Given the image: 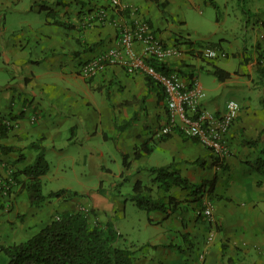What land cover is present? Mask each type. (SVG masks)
<instances>
[{"label": "crops", "instance_id": "0c3cea01", "mask_svg": "<svg viewBox=\"0 0 264 264\" xmlns=\"http://www.w3.org/2000/svg\"><path fill=\"white\" fill-rule=\"evenodd\" d=\"M119 1L128 15L121 22L134 17L149 20L158 36L175 49V55L166 62L172 73H178L188 86L193 77L198 78L207 92L203 108L224 113L227 102L236 98L234 95H243L237 98L242 106L240 117L227 138L229 155L223 163H217L207 148L180 132H174L166 141L160 140L158 131L169 120L164 92L142 73L132 74L114 65L91 79L81 75L84 63L117 45L114 26L89 21V15L99 8L113 16L116 11H112V0H28L27 39L18 37L13 49L3 52L9 61V54L28 48V57L22 56L15 62L23 72L19 71L7 85L9 91L0 89V119L18 117L11 121L13 129L9 135L0 138V187L8 184L10 188L7 195L0 189V264H8L4 247L27 241L50 223L53 206L31 205L29 193L23 188L27 177L22 171L38 155L31 148L33 143L41 144L47 151L46 141L52 140L51 149L62 150L55 142L62 139L59 130L68 121L71 136L66 143L74 145V160L83 169L98 160L123 162L127 155L132 166L126 171L123 168L118 177L127 181L132 170L137 176L147 174L148 183L138 177L134 184L141 180L153 187L156 200L149 167L174 164L190 185L213 175L218 177L213 214L219 228L204 219L203 208L191 203L185 208L178 206L174 212L169 210V214L142 210L146 214L136 213V219L127 214L128 200L120 196H105L104 200L95 196L93 202L86 203L94 208L100 221H115L123 238L134 246L133 264H264V135L260 137L264 130V79L258 72L259 62L264 69V0H238L254 18L244 23L232 22L230 26L234 31L244 25L253 34L249 49L245 47L234 54L240 59L235 71L218 62L230 58L223 46L224 42L231 45L228 39L193 40L185 34L188 21L183 19L182 10L196 8L198 3L209 5L207 0ZM215 1L219 5L220 1L230 0ZM12 2L0 0V35L7 29L2 12L9 10ZM163 2L165 15L158 6ZM226 21L220 11L217 24ZM218 34L216 31L213 35ZM92 44L97 45L90 50ZM207 49L223 51L226 57L209 59L204 55ZM136 50L142 54L143 44L136 45ZM215 68L228 72L229 78L220 81L213 75V79L201 80L202 73L212 75ZM34 138L37 141L32 142ZM253 140L255 144L247 143ZM143 145L151 153H142L135 160V148ZM87 146L90 148L86 149ZM106 156L111 158L104 159ZM258 159L263 163L258 164ZM102 171L111 169L103 165ZM171 191L173 197L182 195L179 187H172ZM95 192H106L103 183ZM203 192L200 190L199 194ZM193 208L196 210L191 212ZM121 244L124 245L123 241Z\"/></svg>", "mask_w": 264, "mask_h": 264}, {"label": "rangeland", "instance_id": "374dc122", "mask_svg": "<svg viewBox=\"0 0 264 264\" xmlns=\"http://www.w3.org/2000/svg\"><path fill=\"white\" fill-rule=\"evenodd\" d=\"M241 5H243V2L241 1L238 3V0H230L228 3L220 1V11L223 12L224 20H228L226 21V23L221 25L217 24L216 9L211 5H204L198 3L195 6L196 8L190 7L182 10L183 19H186V21H188V26L184 27L185 34L189 35V37L193 40L207 39L210 41H219L222 37L228 39L231 42V45L229 44V42L223 43V46L230 53V58L228 60H221L218 62L221 67H225L226 69H230L232 71H235L240 66V59L237 57L235 58L234 54L240 52L245 47H248L249 49V43L252 41L253 37V34L251 33L252 30H247L246 26L244 25L238 29H235L234 31L230 30L232 22L240 23L241 21H243L244 23L247 22L249 18H254V15H250L248 13L247 8H243ZM2 13H4L6 16L7 29L3 32L2 35H0V89L2 91H9L7 85L14 80L15 76L19 75V71L21 73L23 72L20 70V67L17 68L15 63L16 59L22 56L28 57V48L17 50L16 54H9V61L6 60V57H4L5 54L3 52L8 48L13 49L16 40H18L19 38L27 39L28 0H16L15 2H12L11 8L9 10L6 9ZM35 14L36 13H34V16H36ZM43 14L44 18L45 13ZM2 25H5L4 21L2 22ZM24 26L26 27L25 30H21ZM216 31L219 32L218 36L213 35ZM5 61L10 63L7 64L5 63ZM205 78L213 79L214 77L213 75L202 73L201 80ZM245 92H247V90H245ZM238 96L242 97L243 95L236 94L233 97H236L234 99L239 101ZM209 110L212 111L213 109L210 108ZM70 126L71 121H68L64 123L61 127V130H59L62 139H58L55 143H57V147L62 148V150H58V152L53 151L51 149V146L54 142L52 140L46 141V146L48 150L45 153V159L50 165V171L46 175L42 176L41 181L43 194L48 196V198L44 202L36 206H40L41 204H45V206L48 207H50L49 205L53 206V209L51 210L53 214L51 215L50 221L54 218H57L65 210V212H75L78 210H82L85 214L88 215L89 220L92 224H97L103 221H100L98 219V215L96 214L94 208L86 203L93 202V199L97 197L101 200H104L103 198L105 196H120L128 200L127 202L129 204V209L127 211V214H129V216L134 217L136 219V213L146 214L145 211L140 210L130 200V198L133 194V184L136 178L139 177L145 183H148V181L150 180L148 175L143 174L141 176H137L135 170H132V175H129L128 180L123 181L121 177H118V175L123 170V164L121 159L117 160V162L113 161V159L98 160L94 162L96 166L93 165L90 168L83 169L81 164H79L80 162H76V160H74L76 157V149L74 148V145H68L66 143L69 142L68 138L71 136V131L69 130ZM35 141H37V139L34 138L32 142ZM110 146L114 148L113 145ZM85 148L89 149L90 147L87 146ZM106 158H111V156L104 157V159ZM103 165L107 166L109 169H111V171L101 172V166ZM206 181L215 182L214 189H216L218 177L217 175H213L209 179L204 180L202 183L189 185L187 189L180 188L182 192L180 198L173 197V192L171 190L165 191V189L159 187L158 184H155V195L166 205H169V199L170 197H173V206L176 207V209H179V207L185 208L188 203L196 204L197 207H201L203 208V210L210 209L212 212V217L207 218L206 216H204V219L209 221L210 225L214 223L216 228H219L218 223L217 221H215L213 214V200L215 190H213V193L210 194L204 189L203 194H199V188L201 187V185L203 186ZM100 183H103V187L106 190L104 194H98L95 192V190H98ZM114 184H118V186H112ZM209 186L208 190L210 188ZM61 189H71L73 191H77L79 192L80 196L76 197L73 200L65 201L63 199H59L50 195L51 193L57 192ZM152 191H154V189H152ZM151 194L154 193L151 192ZM61 204H65V206H61ZM61 207L66 208L65 210H62ZM172 209L173 208L171 207L169 208L170 211H172ZM195 210L196 209L193 208L191 212H194ZM132 237H135V234L132 233Z\"/></svg>", "mask_w": 264, "mask_h": 264}, {"label": "trees", "instance_id": "16d2710c", "mask_svg": "<svg viewBox=\"0 0 264 264\" xmlns=\"http://www.w3.org/2000/svg\"><path fill=\"white\" fill-rule=\"evenodd\" d=\"M207 2L216 9V19L219 21V5L215 0H207ZM158 6L165 15L166 3H159ZM100 9L102 8L94 10L98 11ZM112 11L115 12L116 10L113 9ZM117 16L127 17L128 15L126 10L121 12L116 11L112 18L114 19ZM146 21L150 24L149 20ZM96 45L97 44L90 45L89 49L93 50ZM148 62L164 74L172 73L171 68L166 62H159L155 59H150ZM258 65V72L264 79V69L260 62ZM191 75V77H193L194 73ZM212 75L220 81H224L230 76L228 72L219 68H215ZM195 78L196 77H193L191 82ZM146 79L149 83H154L150 77L146 76ZM17 118V116L10 115L9 119H0V138H5L9 135L13 129L11 121ZM263 135L264 130L260 137ZM171 136L172 135H161L159 138L162 141H166L170 139ZM193 140L198 142L196 139ZM247 143L255 144L256 140ZM31 148L38 151V155L34 162L28 164L22 171L27 177L26 182L23 183V188L29 193L31 205L36 206L48 198V196L43 194L41 177L50 171V165L45 159L46 149L41 144L33 143ZM151 151L152 150L147 145H143L141 148H135L134 159L138 160L142 156V153L149 154ZM20 159L23 160V156ZM132 162L133 161H130L127 155L124 156L122 162L124 171L131 168ZM215 162L218 163L216 160ZM195 163L198 164L199 162L196 161ZM261 163H263V160L258 159V164ZM147 170L154 176L152 179L153 185L158 184L159 187L164 188L165 191L171 190L172 187L187 189L190 185L189 180L175 169L174 164L166 167H149ZM208 186L210 187L209 190ZM214 188L215 182L206 181L203 186L199 188V191L205 189V191L211 194L213 190H215ZM152 189L150 185L144 184L141 180L136 181L133 187L131 200L141 210H160L168 214L170 207L173 208V212L177 210L176 207L173 206V197H170L169 205H166L159 199L156 200L153 198L151 194V192H153ZM50 195L65 201H70L80 196L79 192L71 189H61ZM122 241L124 245L121 244ZM3 251L8 256V264H133L135 256L134 246H130L127 240L123 238L113 219L92 224L88 215L82 210L63 212L57 218L52 219L49 224L27 241L15 244L11 247H4Z\"/></svg>", "mask_w": 264, "mask_h": 264}, {"label": "built area", "instance_id": "2783aa9c", "mask_svg": "<svg viewBox=\"0 0 264 264\" xmlns=\"http://www.w3.org/2000/svg\"><path fill=\"white\" fill-rule=\"evenodd\" d=\"M112 6L117 12L125 9L119 0H112ZM126 17L112 18L110 12L105 9L94 11L89 15V21L99 24L109 23L118 32L117 45L106 53L84 63L80 73L85 78L91 79L104 72L109 66L118 65L129 73H142L150 77L163 90L168 111V122L160 128L158 136L172 135L180 131L191 139H196L207 148L212 158L223 162L229 155L227 142L228 135L233 125L238 121L242 106L231 99L226 104L224 113L217 114L202 107V102L207 97L203 85L195 78L190 85H186L178 73L164 74L149 64L148 60L155 59L159 62L169 61L176 53L175 49L168 46L150 26L146 19L134 17V19L121 22ZM264 43V35L262 36ZM143 44L144 50L140 54L136 45ZM205 57L216 59L226 57L223 51L207 49ZM1 192L8 194V184L1 185ZM203 215L212 217L210 209H204ZM202 260L205 256L202 254Z\"/></svg>", "mask_w": 264, "mask_h": 264}]
</instances>
